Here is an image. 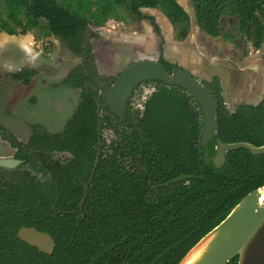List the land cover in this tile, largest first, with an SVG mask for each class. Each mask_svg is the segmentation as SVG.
Instances as JSON below:
<instances>
[{
    "label": "trees",
    "instance_id": "16d2710c",
    "mask_svg": "<svg viewBox=\"0 0 264 264\" xmlns=\"http://www.w3.org/2000/svg\"><path fill=\"white\" fill-rule=\"evenodd\" d=\"M192 3L196 24L206 34L223 35V18L236 17L237 31L255 48L263 45L264 0ZM144 8L162 11L178 40L190 34L192 18L180 0H0V32L55 35L82 60L65 79L81 93L62 132L35 124L24 143L0 123L1 138L24 160L16 169L0 168V264H178L247 194L264 186V154L233 150L226 164L216 168L200 146L198 102L185 88L160 80L153 81L156 91L142 116L132 117L130 129H123L128 132L120 129L121 139L104 142L108 147L91 180L100 125L112 127L115 121L107 109L100 121L99 90L116 77L99 76L86 33L90 25L101 27L110 19H149L161 34L156 18ZM159 61L168 72L182 67L162 55ZM36 73L25 68L10 76L29 83ZM204 84L219 101L222 141L263 145L264 99L230 110L219 76ZM215 145L210 142L211 152ZM181 175L192 177L176 181ZM22 226L49 232L56 241L53 254L21 240ZM238 262L235 257L228 264Z\"/></svg>",
    "mask_w": 264,
    "mask_h": 264
},
{
    "label": "rangeland",
    "instance_id": "374dc122",
    "mask_svg": "<svg viewBox=\"0 0 264 264\" xmlns=\"http://www.w3.org/2000/svg\"><path fill=\"white\" fill-rule=\"evenodd\" d=\"M192 18L191 31L184 40L175 37L173 26L158 9L144 8L161 27L157 33L149 19L130 22L109 20L104 26L90 25L86 38L91 41L99 76L115 77L131 63L159 60L160 55L191 72L203 83L219 76L225 104L235 110L241 103L256 104L264 99V43L257 49L237 27V18L222 20L224 34L213 37L196 24L192 0H180ZM69 46L55 35L37 30L12 35L0 32V123L24 143L41 124L50 133H60L80 102L81 89L65 83L81 63ZM29 68L36 70L29 83L10 74ZM145 84L132 102L140 106L154 91ZM103 138L110 141L111 133ZM16 149L0 136V158L14 157ZM65 159V158H64Z\"/></svg>",
    "mask_w": 264,
    "mask_h": 264
},
{
    "label": "water",
    "instance_id": "95a60500",
    "mask_svg": "<svg viewBox=\"0 0 264 264\" xmlns=\"http://www.w3.org/2000/svg\"><path fill=\"white\" fill-rule=\"evenodd\" d=\"M147 80H161L168 85L182 86L195 98L203 113L200 146L205 149L207 158L216 168L226 164L227 154L233 150L245 148L254 154H264V144L222 141L218 122L219 101L215 94L188 70L179 67L170 73L158 60L133 62L117 76L115 82L102 88L99 97H103V103L99 102L98 115L101 116L103 106L122 120L134 89ZM211 141L216 143L213 152L209 148ZM20 163L22 161L14 157L0 158V167L14 168ZM98 163L99 158L94 172ZM188 177L183 175L175 180ZM17 235L47 254H53L55 250L54 237L34 226H22ZM235 257H239L238 264H264V186L247 194L178 264H228Z\"/></svg>",
    "mask_w": 264,
    "mask_h": 264
},
{
    "label": "flooded vegetation",
    "instance_id": "af4514ba",
    "mask_svg": "<svg viewBox=\"0 0 264 264\" xmlns=\"http://www.w3.org/2000/svg\"><path fill=\"white\" fill-rule=\"evenodd\" d=\"M159 61V60H158ZM128 67V66H127ZM183 68V67H182ZM173 72V71H172ZM172 72H170V73H172ZM122 73V72H121ZM120 74V73H119ZM118 74V75H119ZM117 75V76H118ZM117 76H115L116 78H117ZM116 80V79H115ZM153 81L154 80H147V81H145V82H142V83H140V84H138L137 86H136V88L134 89V91H133V93H132V95H131V97H130V99H129V101H128V107H127V110H126V115H125V117L122 119V120H120V118L118 117V116H116L115 114H113L110 110H108L107 108H104L103 106L101 107V116L103 115V112H105V110L107 109L108 110V112H110L111 114H112V116L115 118V121H114V123L112 124V127H105L104 129H103V127H101V125H100V128H99V149H98V155H99V153H100V157L102 156V154H103V147H105L106 149H107V147L108 146H104V142H107L108 144L109 143H111L112 142V140L113 139H121L122 138V133H118L117 131L118 130H120V129H130V123H131V119H132V117L134 118L135 117V115H137V114H139V115H141L142 116V114H143V111L145 110V103H146V101L148 100V98H149V95H151L154 91H156V84L155 83H153ZM161 81V80H160ZM115 82V81H114ZM163 82V81H162ZM113 83V82H112ZM165 83V82H164ZM111 84V83H110ZM145 84H154L155 85V89H154V91H152L150 94H148L147 96H145L144 97V99H143V102L141 103V104H139L140 106H138V107H135L133 104V102H132V99H133V97L137 94V92H138V90L139 89H141V87L143 86V85H145ZM167 84V83H166ZM204 84V83H203ZM109 85V84H108ZM168 85V84H167ZM205 85V84H204ZM107 86V85H106ZM169 86H177V85H169ZM206 86V85H205ZM105 86H103V87H101L100 88V90L102 89V88H104ZM180 87H182V86H180ZM100 90H99V96H100ZM188 92V91H187ZM190 94V93H189ZM191 95V94H190ZM98 96V110H99V102L102 104L103 103V97L100 99V97ZM195 99V98H194ZM200 107V106H199ZM201 109V108H200ZM101 116H100V121H101ZM104 131H108L109 133H111L112 134V138H111V140L110 141H105L104 140V138H103V133H104ZM123 131H125L126 133L128 132V131H126V130H123ZM107 132V133H108ZM111 153H112V151H110ZM98 155H97V159L99 158V161H100V157H98ZM58 157H64V158H69V157H72V155L70 154V153H64V154H61V153H59L58 155H57ZM14 158H16L15 156H14ZM18 159V158H17ZM97 159H96V161H97ZM126 158H124V160H125ZM21 160V159H20ZM121 160V159H120ZM129 160H132V159H129ZM22 161V163H20V164H18L16 167H14V168H7V169H16V168H18L21 164H23L24 163V160H21ZM61 161H67V160H61ZM99 164V163H98ZM95 165H96V162H95ZM98 166V165H97ZM0 168H5V167H0ZM94 168H95V166H94ZM96 169H97V167H96ZM95 172H96V170H95ZM95 172H94V169H93V174H92V177H91V180L94 178V175H95ZM35 173V172H34ZM42 172H40V173H38V176L39 177H42ZM181 176H183V175H181ZM190 177H188L187 179H189V178H191L192 177V175H189ZM178 177H180V176H178ZM177 177V178H178ZM176 179V178H175ZM183 180H186V179H183ZM177 181H179V180H177ZM87 192H88V186L86 187V194H87ZM84 201V200H83ZM39 230V229H38ZM49 233V232H48Z\"/></svg>",
    "mask_w": 264,
    "mask_h": 264
},
{
    "label": "built area",
    "instance_id": "2783aa9c",
    "mask_svg": "<svg viewBox=\"0 0 264 264\" xmlns=\"http://www.w3.org/2000/svg\"><path fill=\"white\" fill-rule=\"evenodd\" d=\"M110 20H113L114 21L115 19H110ZM115 22L118 23L117 20H115Z\"/></svg>",
    "mask_w": 264,
    "mask_h": 264
}]
</instances>
